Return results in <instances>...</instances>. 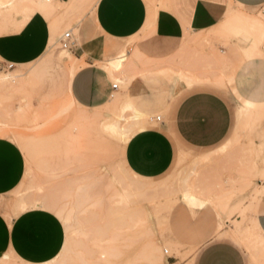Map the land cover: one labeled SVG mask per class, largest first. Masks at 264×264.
<instances>
[{
	"label": "rangeland",
	"instance_id": "rangeland-1",
	"mask_svg": "<svg viewBox=\"0 0 264 264\" xmlns=\"http://www.w3.org/2000/svg\"><path fill=\"white\" fill-rule=\"evenodd\" d=\"M6 1L0 0V22L22 15L19 28L35 11L49 18L61 9L52 0H11L10 6ZM245 15L237 11L228 16L220 37L202 39L195 57L202 58L204 51L210 53L215 45L234 42L246 47L250 40L256 41V32L239 30L236 24ZM250 19L264 24L261 11ZM52 24L49 47L40 59L24 67L0 69V137L17 145L25 160L20 185L0 198V214L9 219L19 214L26 201L41 205L46 199L62 208L65 220L50 211L63 225L64 242L58 257L49 264H194L202 246L219 240L237 245L250 264H264V238H259L253 226L255 206L264 195V105L249 111L235 93L230 73L225 66L219 69L217 58L215 63L207 61L203 68L213 80L198 81L174 71L173 58L168 71L166 56L141 53L133 46L132 51L122 48L98 64L105 67L108 60L125 54L113 62L122 58L121 69L108 73L124 93L114 94L100 108H80L71 103L68 94L74 65L71 53L60 44L72 23L56 34ZM240 35L248 40L242 41ZM258 45L264 50V36ZM136 78L149 85L156 99L174 93L172 105L194 85L210 83L230 105V133L207 150L176 144L174 161L159 178L147 180L130 174L122 160L124 143L144 124L156 126L157 117L164 120L163 112L145 113L139 107L136 111L125 98L126 88ZM179 82L184 85L178 87ZM93 114L98 120L87 127L76 120L78 115ZM106 122H117L123 134L107 133L102 127ZM139 185L148 189L146 195L133 190ZM185 190H193L190 192L201 198L202 206L181 200ZM114 192L125 195L131 207L135 203L138 213L121 208L120 213L111 214L109 206L122 207ZM126 192L131 198H126ZM169 201L175 204L169 205ZM29 206L25 205L27 209ZM148 246L160 255L155 263L147 258ZM0 264L22 263L5 254Z\"/></svg>",
	"mask_w": 264,
	"mask_h": 264
},
{
	"label": "crops",
	"instance_id": "crops-1",
	"mask_svg": "<svg viewBox=\"0 0 264 264\" xmlns=\"http://www.w3.org/2000/svg\"><path fill=\"white\" fill-rule=\"evenodd\" d=\"M52 1L61 9L49 18L35 11L20 28L17 26L22 15L0 22V69L34 63L49 47L51 22L55 24V34L72 23L70 53L78 70L68 83V94L80 108H100L114 94L124 93L118 86L113 88L107 66L125 54L108 60L105 67L98 64L122 48L132 51L133 46L141 53L166 56L168 71L173 58L174 71L198 81H207L203 68L207 61L215 63L217 58L219 69L225 66L232 77V87L243 102L264 105V50L258 45L264 36V24L250 19L259 11L264 16V0ZM237 11L246 14L236 23L239 30L256 32V41L250 40L246 47L234 42L215 45L210 53L204 51L202 58L195 57L201 50V40L220 37L218 33L228 16ZM3 27L6 29L1 30ZM239 39L248 40L246 36ZM131 41H135L132 46ZM126 92L125 98L136 111L139 107L145 113H164L163 121L150 127L144 124L124 143V166L136 177L150 180L164 175L174 161L176 144L207 150L222 143L230 133V105L210 83L194 85L175 105L171 104L174 93L156 99L140 78L131 81ZM209 115L211 118L206 119ZM24 171L25 160L18 146L0 137V198L20 185ZM253 220L259 238H264V195L255 206ZM63 242V225L50 211L30 209L9 219L0 214V259L7 254L22 264H46L58 257ZM220 261L250 264L242 249L225 240L202 246L194 264Z\"/></svg>",
	"mask_w": 264,
	"mask_h": 264
},
{
	"label": "bare ground",
	"instance_id": "bare-ground-1",
	"mask_svg": "<svg viewBox=\"0 0 264 264\" xmlns=\"http://www.w3.org/2000/svg\"><path fill=\"white\" fill-rule=\"evenodd\" d=\"M28 1V0H27ZM30 2H33V0H29ZM47 1V0H46ZM20 2V1H19ZM6 4H7V6H10L12 3H11V0H7L6 1ZM6 6V7H7ZM49 13H51V11L49 10ZM55 13V12H54ZM241 23V22H240ZM54 24V23H53ZM52 24V25H53ZM120 59H122V58H120ZM119 59V62L118 63H110L108 66H107V70H108V72L109 73H112V72H114V71H118V70H120L121 69V66H122V62H123V60H120ZM77 70H78V65H76V64H74L72 67H71V71H70V80L72 79V77L75 75V73L77 72ZM69 80V81H70ZM116 95H114L113 97H115ZM70 101H71V103L72 104H74V105H77V103H75V101L72 99V97H70ZM251 102V101H250ZM246 105H247V107H248V109H255V107L257 106V105H255V104H253V103H249V102H246ZM128 107V109H130V110H133V107H131V106H129V105H127ZM96 114V113H95ZM136 114V113H135ZM97 115V114H96ZM96 115H88V116H80V115H78L77 117H76V120H77V122H84L85 123V126H86V124H94L98 119H97V116ZM101 115V114H100ZM100 122V121H99ZM83 125V124H82ZM98 125V124H97ZM95 126V125H94ZM87 127V126H86ZM102 127H103V129H105V131H107V133H109V134H111V135H113V136H121L123 133L119 130V124L117 123V122H106V123H104L103 125H102ZM0 136H1V134H0ZM128 140V139H127ZM127 140H126V142H127ZM96 144V143H95ZM148 186V185H147ZM150 187V186H149ZM134 191H136V193L137 194H139L140 196H144V195H146L145 193L147 192V188L146 187H143V186H141V185H139V187H135L134 189H133ZM194 190V189H193ZM193 190H190V191H193ZM189 190H185V191H183L182 192V196H180V199L181 200H183V201H185V202H187L189 205H191V206H198V207H201L202 206V202L203 201H201L200 199H199V197H197L196 195H194L193 193H191ZM194 192V191H193ZM127 194H126V198H128V197H130L131 196V193H129V192H126ZM114 195H116V196H119V194L118 193H115L114 192ZM122 195V194H121ZM115 196V197H116ZM125 196V195H124ZM124 196H119V199H118V201H117V203H119V204H121L122 205V207H120L119 208V206L117 205V206H115V207H113V206H109L108 207V210L110 211V213L112 214V212L113 213H116V212H121L122 211V209H125L127 212H130V213H133V214H137L138 213V209L136 208V205H135V203L134 204H132L133 205V207H131V205H128L130 202H128V201H126V199H125V197ZM151 196H153L154 197V195H151ZM151 196H150V198H151ZM112 198V197H111ZM131 198V197H130ZM211 199H213V198H211ZM218 199V198H217ZM221 199V198H220ZM133 201V200H132ZM220 201V200H219ZM219 201H218V203H219ZM27 202V201H26ZM25 202V203H26ZM35 202V201H34ZM33 201L32 202H30L29 204H25V203H23V207L20 209V212H24V211H27V210H30V209H33V207H35V208H38V207H40L41 209H47V210H49V211H53L54 213H56L60 218H62V219H64V217L62 216V212H61V210H62V208H58L57 207V205H56V203L54 202V200H52V199H46V200H44V202L40 205V204H36V203H34ZM134 202V201H133ZM28 203V202H27ZM224 203V202H223ZM168 204L169 205H174L175 204V202H168ZM25 205H27V206H29L28 207V209L25 207ZM134 205H135V207H134ZM115 208H117V209H115ZM122 208V209H121ZM221 208V207H220ZM119 209V210H118ZM118 210V211H117ZM19 212V213H20ZM137 212V213H136ZM128 215V214H127ZM65 220V219H64ZM63 220V221H64ZM255 246V245H254ZM148 247H150L151 248V246H148ZM255 248H257V247H255ZM156 249V248H155ZM148 250V249H147ZM258 250H260V249H258ZM156 252V251H155ZM153 250H152V248L149 250V252H148V254H147V258H148V260L151 262V263H155L156 261H157V259H159V256L155 253ZM260 252H261V250H260ZM159 254V253H158ZM54 261V260H53ZM159 261H161V260H159ZM52 262V261H51ZM51 262H49V263H51ZM107 262V261H106ZM49 263H46V264H49Z\"/></svg>",
	"mask_w": 264,
	"mask_h": 264
},
{
	"label": "built area",
	"instance_id": "built-area-1",
	"mask_svg": "<svg viewBox=\"0 0 264 264\" xmlns=\"http://www.w3.org/2000/svg\"><path fill=\"white\" fill-rule=\"evenodd\" d=\"M50 0H47V2H49ZM60 44L62 46L63 49H66V50H70L71 49V46H72V41H71V32H66L62 35V37L60 38ZM10 68V67H9ZM117 85L114 84L113 85V88H116ZM156 121L157 122H160V118L157 117L156 118ZM164 254H167V251L165 250L164 251ZM171 264H176L175 262H172Z\"/></svg>",
	"mask_w": 264,
	"mask_h": 264
},
{
	"label": "snow or ice",
	"instance_id": "snow-or-ice-1",
	"mask_svg": "<svg viewBox=\"0 0 264 264\" xmlns=\"http://www.w3.org/2000/svg\"><path fill=\"white\" fill-rule=\"evenodd\" d=\"M206 119H210L211 117H210V115L209 116H207V117H205ZM193 131H197L196 129H193ZM218 264H227V261H220V262H218Z\"/></svg>",
	"mask_w": 264,
	"mask_h": 264
}]
</instances>
